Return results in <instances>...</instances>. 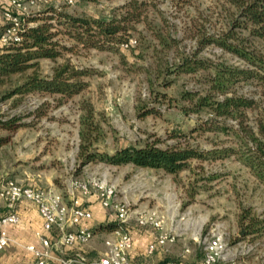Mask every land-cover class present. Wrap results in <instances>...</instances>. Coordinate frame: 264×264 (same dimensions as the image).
Returning a JSON list of instances; mask_svg holds the SVG:
<instances>
[{
  "label": "rangeland",
  "instance_id": "374dc122",
  "mask_svg": "<svg viewBox=\"0 0 264 264\" xmlns=\"http://www.w3.org/2000/svg\"><path fill=\"white\" fill-rule=\"evenodd\" d=\"M126 1L75 0L73 5H58L57 9L77 16L103 17ZM146 1L153 5L148 9L149 25L166 39L170 36L175 38V43L161 45L145 25L138 23L137 31L128 38L133 40L132 47L119 45L116 51H109L75 45L71 51L64 52V57L69 58L72 64L92 69L95 73L87 78L86 89L71 98L35 93L26 95L17 104H12L10 99L0 101V119L18 115L24 121L33 122L18 128L11 143L0 148V172L7 175L16 157L20 160L26 158V168L30 173L38 171L62 193L70 179L104 175L116 185V198L127 203L130 210L139 205L142 206L137 211L156 208L165 216V226L170 225L168 218L171 217V225L184 232L175 238L171 247L180 252L176 257L179 260L186 262L196 258L201 262L204 236L212 224H218L224 241L231 249L252 245L246 255L236 254L242 264H264V229L260 235H243L238 223V215L246 208L250 213L264 217V188L234 157L192 160L188 169L176 175L130 164L88 163L78 167V116L82 100L89 101L93 110L100 113L99 118L103 119H100L103 134L98 146L107 152L115 146L155 139L159 140L157 144L160 146L187 141L192 146L208 149L214 142L228 138L220 133L191 131L206 115L189 110L184 112L182 106L189 104L181 94L187 90H201V73L169 71L180 55L194 50L197 36L203 32H216L223 26L220 1ZM50 6L52 4L45 3L33 9L30 15ZM58 28L63 30L61 26ZM56 38L65 46L73 44L65 34ZM198 56L242 65L235 56L212 45L200 50ZM61 61L62 58L56 60ZM53 64V61L41 59L40 72L49 74ZM236 93L256 101L258 109L247 114L251 124L256 116H264L262 87L246 82L236 87ZM38 106L44 115L32 120L31 113ZM147 110L150 112L143 115ZM223 122L232 124L234 121L227 119ZM104 235H98L97 249L101 248ZM166 248L168 246L163 251ZM185 248L187 252H184ZM97 249L85 253L87 258H95Z\"/></svg>",
  "mask_w": 264,
  "mask_h": 264
},
{
  "label": "trees",
  "instance_id": "16d2710c",
  "mask_svg": "<svg viewBox=\"0 0 264 264\" xmlns=\"http://www.w3.org/2000/svg\"><path fill=\"white\" fill-rule=\"evenodd\" d=\"M219 1L223 10V26L216 32H203L197 36L194 50L180 55L169 71L201 73V90H187L181 94L189 104L182 106V110L206 115L191 131L220 133L228 137L227 140L219 141L221 146L214 142L208 149L192 146L187 141L160 146L158 139L143 140L115 146L107 152L98 146L103 134L100 113L93 110L89 101L82 100L78 116V167L88 163L130 164L176 175L188 169L192 160L234 157L264 188V120L261 119L264 116H256L251 124L247 114L258 109L256 101L236 93V87L246 82H254L264 89V0ZM151 6L146 0H127L103 17L77 16L50 6L36 15L23 17L19 30L21 40L18 43H0V101L10 99L12 104H17L26 95L35 93L63 98L80 94L88 86L87 78L95 72L72 64L69 58L64 57V52L71 51L75 45L116 51L119 45L128 41L132 32L137 31L138 23L145 25L161 45L175 43V38L170 36L166 39L149 25L148 9ZM8 24L1 16L0 33ZM60 26L62 31L58 28ZM60 34L67 35L73 44H62L56 38ZM209 45L235 56L242 65L198 56V52ZM58 58L62 61L56 62ZM41 59L54 62L47 75L40 72ZM40 108L38 106L32 111V120L44 115ZM22 118L12 115L0 119V148L11 143L18 128L33 124ZM227 119L234 122L224 123ZM238 223L243 235H260L264 229V217L250 213L247 208L238 215ZM115 225L111 221L103 228L111 229Z\"/></svg>",
  "mask_w": 264,
  "mask_h": 264
},
{
  "label": "built area",
  "instance_id": "2783aa9c",
  "mask_svg": "<svg viewBox=\"0 0 264 264\" xmlns=\"http://www.w3.org/2000/svg\"><path fill=\"white\" fill-rule=\"evenodd\" d=\"M74 1L5 0L1 5V16L9 24L0 33V43H18L21 40L19 30L23 17L30 15L33 9L45 3L52 4L54 8H58V5L71 6ZM132 42L133 40L128 39L121 46L127 47ZM116 193V185L104 175L70 179L62 193L51 187L19 183L0 172V201L5 208L0 215V250L15 245L29 256L27 260L10 264H141L131 260L128 255L132 247L128 226L132 210L127 203L116 198ZM91 195L100 207L114 215L116 225L105 232L97 256L89 259L81 247L93 237L91 228L84 224L92 217L86 205ZM22 201L29 202L40 218V228L33 231L38 245L21 244L8 234L7 226L16 225L20 221L18 205ZM133 220L136 226L156 232L154 239L146 246L147 255L163 250L175 241V234L165 228V216L156 208L135 211ZM203 241L202 264H242L236 254L246 255L252 249L251 244H244L238 249L228 247L218 224H212L208 228ZM187 251L185 248L184 252ZM161 264L174 263L164 261Z\"/></svg>",
  "mask_w": 264,
  "mask_h": 264
},
{
  "label": "crops",
  "instance_id": "0c3cea01",
  "mask_svg": "<svg viewBox=\"0 0 264 264\" xmlns=\"http://www.w3.org/2000/svg\"><path fill=\"white\" fill-rule=\"evenodd\" d=\"M4 1L5 0H3V2ZM19 160V158H15V160L13 161V163H11L9 169L7 170L8 176H5L19 183H33L42 187H51L59 191L55 187V185L52 184V181L49 178H46L45 176L37 173L38 171H31L30 173L29 169L26 168L28 167L25 164L27 161L26 158H22L20 160L21 162H18ZM86 205L87 208L91 211L92 217L84 224L91 228V230L93 231V237L87 244L81 247V250L84 253H90L94 249H97L95 246L98 243H96L97 237H99V234L105 233L109 230L103 228V226L108 222L114 221V215L109 213L108 210L100 207V205L92 195L88 197ZM141 206L142 205H139L131 211V217L128 222L130 234L132 237V247L128 252L129 258L131 260L135 262H140L141 264H161L164 261H172L174 264H202L196 258L192 260H187L186 262L183 259L179 260L178 258H176L178 255H180V252H176L174 249L171 248L173 244H168V248H166V250L164 251L157 250L153 254L147 255L145 252L146 246L149 242L154 239L156 232L155 230H152L150 228L138 227L134 224L133 213L139 210V207ZM1 207L2 209L0 210V215H2L5 211L2 202ZM18 212L20 221L16 225L7 226L8 234L14 239L18 240L21 244L30 243L38 245V241L33 235V231L40 228V218L36 212V209L29 202L22 201L18 205ZM168 219L170 225L165 226V228H169L171 232L175 234V238L181 237L184 232L180 230V228L171 225V217ZM181 219H183V217ZM100 249H97L96 252H98ZM28 258V254H26L20 247L15 245H9L3 250H0V263L10 264L14 261L27 260Z\"/></svg>",
  "mask_w": 264,
  "mask_h": 264
}]
</instances>
